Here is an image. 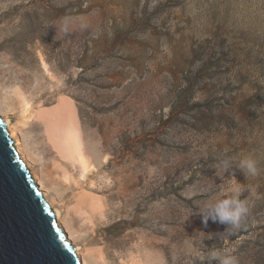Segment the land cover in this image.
<instances>
[{
    "label": "rangeland",
    "instance_id": "1",
    "mask_svg": "<svg viewBox=\"0 0 264 264\" xmlns=\"http://www.w3.org/2000/svg\"><path fill=\"white\" fill-rule=\"evenodd\" d=\"M0 107L94 264H207L189 244L264 264V0H0ZM234 181L241 226L205 225Z\"/></svg>",
    "mask_w": 264,
    "mask_h": 264
},
{
    "label": "water",
    "instance_id": "2",
    "mask_svg": "<svg viewBox=\"0 0 264 264\" xmlns=\"http://www.w3.org/2000/svg\"><path fill=\"white\" fill-rule=\"evenodd\" d=\"M0 114V264H82Z\"/></svg>",
    "mask_w": 264,
    "mask_h": 264
},
{
    "label": "clouds",
    "instance_id": "3",
    "mask_svg": "<svg viewBox=\"0 0 264 264\" xmlns=\"http://www.w3.org/2000/svg\"><path fill=\"white\" fill-rule=\"evenodd\" d=\"M72 24V18H64L59 30L67 34L72 30ZM84 26L81 24V27ZM219 163L225 171L232 167V163L228 159ZM236 166L243 170L246 175L256 176L258 174L257 162L250 156L241 158ZM242 192L243 189L239 182L234 181L228 185L226 190L221 192L220 199L206 202L202 208L199 207L203 223L207 225L210 218L214 222L229 225L230 229H238L249 212L247 201L240 199ZM186 254L198 258L202 262H207V264H239L237 257L230 249H212L205 254L189 244L186 248Z\"/></svg>",
    "mask_w": 264,
    "mask_h": 264
},
{
    "label": "bare ground",
    "instance_id": "4",
    "mask_svg": "<svg viewBox=\"0 0 264 264\" xmlns=\"http://www.w3.org/2000/svg\"><path fill=\"white\" fill-rule=\"evenodd\" d=\"M29 103H30L29 100L25 98L24 99L25 107L26 106L28 107ZM0 114L5 118L7 128L9 130V135L15 140V145H16L17 151L19 152L22 159L26 162L27 167L30 168V171L32 173V177L35 179L36 183L39 185V188L41 190H43V192H44L43 196L47 199V201L52 206V208H54L56 216H57V221L59 222L60 226H62L65 229L64 231L67 233V238H69L70 240L73 239L74 233L67 225L64 227V225L62 224V223H64V224L66 223L63 220L62 212L58 207H56L54 205L53 200L48 196V193L46 191L47 189L45 188L46 185H45L44 181L34 172V170H32V164L30 163L29 158L26 157V153H25L26 150H24L25 148L23 146V143L20 140V138L17 136V130H16L17 128L15 127V124L12 123L11 118L9 116L4 114L1 107H0ZM60 118H61L60 119V122H61L60 133L62 135V138H63L65 145L68 148V151L70 150L74 159H76L81 164V167H83V171L91 170L93 165H92V163H90V161L86 155L82 140L79 137V132H78L75 124L69 120L68 113H67V115L62 113ZM75 246L77 247L76 251H77V254L82 261V264H94L90 259L86 258V256L84 255L85 253L82 250V248H80L76 244H75Z\"/></svg>",
    "mask_w": 264,
    "mask_h": 264
}]
</instances>
